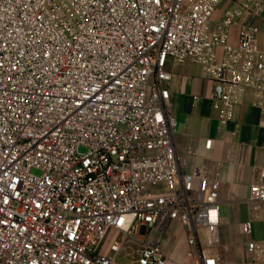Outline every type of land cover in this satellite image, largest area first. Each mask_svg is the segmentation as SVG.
I'll return each mask as SVG.
<instances>
[{
  "label": "built area",
  "instance_id": "2783aa9c",
  "mask_svg": "<svg viewBox=\"0 0 264 264\" xmlns=\"http://www.w3.org/2000/svg\"><path fill=\"white\" fill-rule=\"evenodd\" d=\"M224 1L0 0V264H117L132 243L131 264H168L175 223L193 264H231L201 244L220 180L183 170L167 86L170 59L199 64L222 123L245 90L264 97L246 18L264 19V0H229L213 23ZM249 199L264 201V169ZM247 247L264 264V240Z\"/></svg>",
  "mask_w": 264,
  "mask_h": 264
},
{
  "label": "crops",
  "instance_id": "0c3cea01",
  "mask_svg": "<svg viewBox=\"0 0 264 264\" xmlns=\"http://www.w3.org/2000/svg\"><path fill=\"white\" fill-rule=\"evenodd\" d=\"M229 5L231 1L226 0L217 6L213 23L221 19ZM246 18L261 27L259 44L264 48V19L249 15ZM238 31V26L232 28L233 40L237 39ZM167 67L173 73L167 86L178 122L176 149L187 160L183 170L192 173L205 169L208 175L220 180V223L214 237L207 230H201V244L231 264H263L252 260L247 245L252 240H264V201L249 199L250 188L260 180L264 169V97L258 98L252 89L245 90L233 120L222 123L208 98L212 81L203 75L201 66L170 59ZM196 94L200 96L198 101L193 99ZM209 138L213 144L207 149L205 143ZM248 221L252 222V229L246 232L244 225ZM173 225L176 232L181 231L183 243L187 245L184 230L177 223ZM169 232L167 240H170ZM187 251L188 246L185 254L180 252L179 261L193 264ZM168 257L170 264L169 254Z\"/></svg>",
  "mask_w": 264,
  "mask_h": 264
},
{
  "label": "rangeland",
  "instance_id": "374dc122",
  "mask_svg": "<svg viewBox=\"0 0 264 264\" xmlns=\"http://www.w3.org/2000/svg\"><path fill=\"white\" fill-rule=\"evenodd\" d=\"M186 62V61H185ZM81 150H85L84 147L81 148ZM35 172H39L38 170H35ZM169 237L168 240H165V249L168 251V254L170 255V264H183L182 260L179 261V254L180 252L185 254L187 250V245L183 243V234L180 233L181 231L176 232V228L174 225H172L169 229ZM114 234H111L109 236L108 242L111 241ZM107 245V244H106ZM138 248L137 244H130L127 248L123 249L117 256V264H131L133 263L137 253L136 250ZM106 247H103V250L106 251Z\"/></svg>",
  "mask_w": 264,
  "mask_h": 264
}]
</instances>
